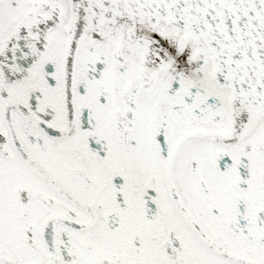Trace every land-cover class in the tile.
I'll list each match as a JSON object with an SVG mask.
<instances>
[{
  "label": "snow or ice",
  "instance_id": "snow-or-ice-1",
  "mask_svg": "<svg viewBox=\"0 0 264 264\" xmlns=\"http://www.w3.org/2000/svg\"><path fill=\"white\" fill-rule=\"evenodd\" d=\"M0 264H264V0H0Z\"/></svg>",
  "mask_w": 264,
  "mask_h": 264
}]
</instances>
